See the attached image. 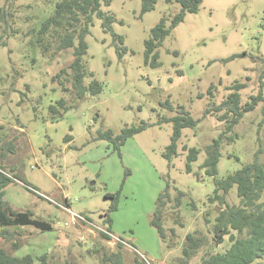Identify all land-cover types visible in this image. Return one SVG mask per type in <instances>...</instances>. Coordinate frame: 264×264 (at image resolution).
Instances as JSON below:
<instances>
[{"label": "rangeland", "instance_id": "1", "mask_svg": "<svg viewBox=\"0 0 264 264\" xmlns=\"http://www.w3.org/2000/svg\"><path fill=\"white\" fill-rule=\"evenodd\" d=\"M59 1L0 0L1 8L17 11L16 32L0 47V163L21 180L6 188L5 198L15 209L31 211L53 225L45 231L33 225L0 227V232L7 230L0 236L1 245L16 256L48 253L51 264H101L88 253L101 245L109 254H120L107 264H178L187 234L198 230L207 243L189 264L200 263L208 251H226L231 241L226 235L217 245L215 215L229 205L241 206V200L235 186L226 203H211L214 177L203 163L207 146L223 132L218 178L255 161L260 150L264 163V103L246 112L231 129L228 109L216 111L235 83L246 84L240 90L242 103L260 90L264 0H203L197 12H187L171 28L149 58L146 40L152 29L163 17L170 27L181 5L158 0L153 10L143 12L142 0H113L103 7L115 18L112 31L95 17L86 37L93 77L85 83L97 79L102 91L86 94L63 117L53 119L52 104L63 97L69 104L74 99L71 82L65 83L66 91L59 79H53L71 64L74 49L62 50L50 60L33 40ZM182 108L198 122L182 129L177 154L169 160L164 152L174 122L167 119ZM145 122L147 129L120 148L101 136L107 130L119 135L125 127ZM10 140L15 152L4 153ZM185 146L199 150L192 172L187 171ZM168 185L172 201L165 211L164 240L151 219ZM179 191L186 195L175 207ZM113 195L118 196V207L109 213ZM67 206L91 224L67 225ZM107 213L111 225L105 220ZM99 228L110 229L126 243L105 240ZM14 242L20 243L18 249ZM256 262L264 264V257Z\"/></svg>", "mask_w": 264, "mask_h": 264}, {"label": "trees", "instance_id": "2", "mask_svg": "<svg viewBox=\"0 0 264 264\" xmlns=\"http://www.w3.org/2000/svg\"><path fill=\"white\" fill-rule=\"evenodd\" d=\"M113 0H61L56 3L54 12L46 18L39 30L35 32L33 44L37 45L42 53L53 60L54 57L62 50L73 48L74 59L67 68H63L53 79H59V83L64 90L69 88L65 85L67 81L72 83L74 99L69 104L63 97L57 100L56 104L50 106L53 119H59L64 116L69 109L73 107L74 101H81L86 94L96 95L102 91V84L97 79H92L87 85L85 79L93 77L88 62V43L86 40L90 32L95 17L102 19V26L106 31H112V24L115 20L114 16L103 10L104 6L111 4ZM158 0H142L143 12L151 11L155 8ZM167 2H177L181 5L182 10L173 18L170 27H167V18L163 17L160 22L152 29L151 36L146 40V52L149 58L156 48L162 43L165 37L170 33L171 28L176 27L184 20L187 12H197L203 0H166ZM15 9L10 7L9 10L0 7V47L8 43V39L16 32L13 23H15ZM117 36V35H116ZM123 43L124 38L117 36ZM158 58V54L154 55ZM154 66H158L159 62L154 61ZM262 81L260 90L256 95H252L245 103L241 101L240 90L245 87V83H235L232 92L226 97L220 106L216 107V111H222L227 108L232 114L229 119V129L233 128L236 123L244 116L246 112L252 111L260 103H264V71L261 75ZM207 110V112H209ZM227 117L226 114L221 118ZM174 122V131L170 144L166 147L164 156L172 160L177 154L178 141L182 135V129L197 124L188 111L181 109L180 114L169 118ZM148 123L139 126H127L119 135H114L112 130L101 133L102 137L111 140L116 148H120L126 141L147 129ZM225 133H221L219 137L213 140L206 148L207 157L203 163L206 173L214 177L215 189L209 197L211 203H226V195L236 186L237 195L241 200V206H227L225 210L216 212L215 221L213 223V233L217 237V245L224 242V237L229 236L231 241L230 247L224 252L208 251L203 255L198 264H262L256 262L264 257V163L260 161L258 152L255 161L244 165L242 168L229 173L224 178H218V163L221 155V146ZM70 137V136H68ZM187 149L188 147L185 146ZM9 150L10 153L15 152L13 141H8L4 146V153ZM187 171L192 172V162L196 161L199 156V150L196 147L188 148ZM0 168L6 170L0 163ZM17 178V176H15ZM17 182L9 175L0 171V227L7 228L9 226H26L33 225L45 231L52 230L53 225L45 220L35 218L31 211H20L15 209L12 204L6 200V188ZM186 193L179 191L175 198V207L180 206L182 197ZM107 197L108 194H107ZM114 201L111 204L109 213L118 207V196L113 195ZM172 201L170 185L159 195L156 202V209L151 219V223L162 239H166L167 229L164 226V216L168 203ZM194 205V202H192ZM106 214V222L112 224L110 214ZM183 225V223H182ZM0 232L1 235L6 232ZM108 231L112 232L110 229ZM171 231L174 233V229ZM9 236L13 233L7 232ZM101 236L105 240H110L111 236L100 231ZM9 239L10 237H7ZM119 247H122L121 242ZM207 243L206 236L199 233L198 230L189 232L186 241L182 247V256L178 264H189L190 261ZM20 243L14 242L13 248L18 249ZM88 253L97 257L101 264L112 262V256L119 257V253L106 252L104 245L100 247L92 246ZM116 262V261H115ZM0 264H51L48 253H44L39 257L28 253L23 256H16L9 253L0 243ZM118 264V261H117Z\"/></svg>", "mask_w": 264, "mask_h": 264}, {"label": "built area", "instance_id": "3", "mask_svg": "<svg viewBox=\"0 0 264 264\" xmlns=\"http://www.w3.org/2000/svg\"><path fill=\"white\" fill-rule=\"evenodd\" d=\"M0 171L3 172V173H5V174H7V175H9L10 177L14 178V177H13L12 175H10L6 170H3L2 168H0ZM34 190H35V189H34ZM35 192H37V193H38L39 195H41V196L47 197L46 194H44V193H42V192H40V191H38V190H35ZM63 207L65 208L66 206L63 205ZM67 207H68V206H67ZM67 210L70 212V219H69L68 222H66L67 225H69V224H73V225H74V224H77L79 221H83V222H85V223H87V222L90 223V221L87 220V218H86L84 215L79 214V213H77V212L71 210L70 207H68ZM90 224H91V223H90ZM99 229H100V231L105 232V233H107L109 236H111V239H110V240H113V241H115V240H117V241H123L120 237L114 235L112 232L108 231L107 229H101V228H99ZM123 243H126V242L123 241Z\"/></svg>", "mask_w": 264, "mask_h": 264}, {"label": "crops", "instance_id": "4", "mask_svg": "<svg viewBox=\"0 0 264 264\" xmlns=\"http://www.w3.org/2000/svg\"><path fill=\"white\" fill-rule=\"evenodd\" d=\"M7 171V170H6ZM10 175H12L14 178L13 179H15V180H21V179H19L18 177L16 178L15 176H17V174H15V173H13L12 171L11 172H9V171H7ZM21 211V210H20ZM115 235V234H114ZM111 243H114L113 242V240H109Z\"/></svg>", "mask_w": 264, "mask_h": 264}]
</instances>
